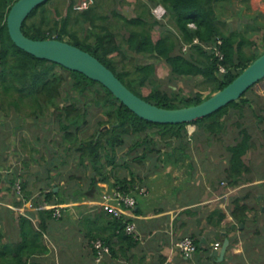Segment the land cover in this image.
<instances>
[{"label": "trees", "instance_id": "16d2710c", "mask_svg": "<svg viewBox=\"0 0 264 264\" xmlns=\"http://www.w3.org/2000/svg\"><path fill=\"white\" fill-rule=\"evenodd\" d=\"M16 1L0 0V83L6 95L10 90L9 82L24 83L23 87H16V92L19 94L27 92L33 96L34 109L30 115H34L35 119L47 112L51 106L54 108L59 130L62 132L61 139L57 142L58 148L64 152L73 151L78 154V163L84 166V172L86 171L89 177L86 190L78 187L73 192L79 198L95 197L100 189L99 183H106L109 188H117L124 194L132 193L138 186L136 180L141 182V178L132 171L129 172L131 176L128 179L126 176L116 177L110 183L106 170L110 167L114 174L113 169L120 166L116 162L119 149L127 147L125 152H138V156L133 160L141 165L148 160H162L164 163L171 162L177 165L187 158V147L183 142L186 125L196 126L197 133L203 130L207 138L210 134L218 135L224 128L223 118L230 108L242 113L245 106L251 103L246 93L254 85L237 101H232L192 123L148 122L129 110L99 82L54 62L38 59L19 49L11 40L7 28L8 13ZM50 1L36 7L23 22L22 31L27 37L35 40L61 41H66L68 37L69 40L66 42L89 52L109 68L128 89L161 108L175 109L204 101L229 84L264 52L254 50L255 44L250 38L238 28H232L231 22L218 17L216 5L223 0H139L140 11L134 18H126L116 10L111 11L110 15L102 14L97 5L87 10L75 11L73 10L75 2L71 0L67 12L58 19H52L46 9ZM157 4L165 9V17L172 25L174 33L167 30L154 40L151 34L152 27L162 26V22L156 20L151 12ZM122 27L127 32L119 40L116 30ZM195 39L197 43H194ZM218 40L221 41L218 45L222 54L221 59L213 50ZM262 43L264 46V41ZM183 45L188 46L187 51H182ZM125 50H130L136 55L162 59L175 77H200L207 84L205 85L207 94L194 91L188 96H183L178 91L172 90L168 95L158 88L156 68L153 63L134 62L133 69H127L124 65L119 69L113 54H122ZM220 66L225 68V72L219 71ZM57 67L69 73L71 77L67 78L57 70ZM144 87L149 88L147 95L141 93ZM30 90L32 92H28ZM63 91L73 93V101L60 106L58 100ZM86 92H90V95H85ZM82 97L84 99L86 97L101 109L99 118L92 126L88 122L84 105H80ZM236 124L240 126V139L233 145L227 146L229 166L225 169V173L230 187L252 182V177H247L252 173V168L246 157L255 148V143L248 129L240 122ZM104 126L108 128L103 129ZM150 129H156L153 130L152 136L151 132H148ZM154 135L159 136L165 148L155 142ZM140 147L142 148L138 150ZM57 155L59 156L58 152ZM58 156H53L48 162L50 168L52 166L56 168L59 163H66L65 159L59 162ZM49 167L46 168L48 173L51 171ZM57 174H59L58 170ZM47 185L48 191L44 193L46 202L54 201V204L68 202L65 198H61V193L66 190L54 191V187H59L58 183L49 182ZM52 210L45 211L49 217ZM252 211L254 214L250 216L249 213ZM215 212L216 214H211L210 217L217 215L220 221L226 217L225 214H220L219 209ZM259 212L262 213L260 207H251L241 198L235 199L230 211L233 220L231 229L242 232L249 227V222L261 221L260 215L263 214ZM110 217L112 219L108 221L109 224L113 225L115 230L124 232L127 221ZM208 221L211 223L210 220Z\"/></svg>", "mask_w": 264, "mask_h": 264}, {"label": "crops", "instance_id": "0c3cea01", "mask_svg": "<svg viewBox=\"0 0 264 264\" xmlns=\"http://www.w3.org/2000/svg\"><path fill=\"white\" fill-rule=\"evenodd\" d=\"M13 147L10 143L0 150V264H264V250L259 252L251 239L247 244L239 238L240 234L244 238L254 233L258 241L264 234L261 221L252 220L242 232L231 229L232 202L241 198L255 207L253 200L259 196L250 182L237 187L227 184L228 160L225 163L209 157L205 163L192 159L177 165L162 160H153L150 165L146 162L140 177L146 193L138 196L136 207L129 213L137 231L132 237L109 224L112 218L97 206L100 192L92 198H79L63 191L61 198L67 203L46 202L47 183L52 184L56 177L50 176L52 171L44 176L41 166L34 161L30 164L24 154L13 162ZM58 179L63 183L61 177ZM17 182L21 185L19 194ZM54 188L55 192L63 190L60 185ZM49 209H53L50 217L45 212ZM55 209L60 210L59 217L53 215ZM217 209L226 215L221 221L217 215L210 217ZM184 237H190L197 246L190 259L175 246ZM225 238L229 245L223 259L218 260L213 254ZM95 240L109 247L100 262L95 258ZM215 243L220 246L215 248Z\"/></svg>", "mask_w": 264, "mask_h": 264}, {"label": "rangeland", "instance_id": "374dc122", "mask_svg": "<svg viewBox=\"0 0 264 264\" xmlns=\"http://www.w3.org/2000/svg\"><path fill=\"white\" fill-rule=\"evenodd\" d=\"M75 1L77 0H74L73 3ZM262 1L263 0H257L255 2L250 0H223L216 5L218 17L222 19H229L232 28H238L247 38H250V40H252L255 44L253 49L258 52L264 51L262 43L264 41V3H262ZM138 2L140 1L94 0L93 6L97 5L102 14L110 15L111 11L116 10L126 18H134L140 11ZM70 3L71 0H51L46 5V9L52 19H58L67 12ZM155 7L156 6L153 8ZM152 15L156 20L162 22V26L154 25L152 27L151 34L154 40H156L161 33H166L167 30L174 33L172 25L167 21L165 16L162 19H157L153 12ZM190 27H192V25H190ZM116 31L117 39L119 40H121L122 35L127 32L124 27L120 28V30L117 29ZM65 40H69L68 37H66ZM207 49L209 50V47H207ZM187 50L188 46L183 45L182 51ZM113 58L119 69L122 65H124L127 69H133L132 65L134 62L155 64L158 88L167 92L168 95H170L172 90L178 91L183 96H188L194 91H201L203 95L207 94V84H205L200 77H175L170 73L169 67L160 58L136 55L130 50H125L122 54L114 53ZM57 70L65 74L67 78L71 77L69 73L58 67ZM0 85V150L3 151L5 146L10 143L14 144V149L10 151V159L13 162H17L16 160L20 158L21 154H24L26 160L29 161L30 164L34 161L37 162L39 167L41 166L39 170L44 174V176L47 174L46 168L50 166L48 162L53 156L57 157L58 152L59 162L61 159H65L66 163H59L55 170L51 169L52 172L50 176L56 177V179L52 180L54 181L53 183H58L63 190H66V192H74V190L78 189V187L84 188V180L87 183L89 177L87 172H84V166L78 163V154L73 151L64 152L57 146V142L61 139L62 132L59 130V125L54 114V108L51 106L47 112L39 115L35 119L34 115H30V112L34 109V102L32 101L33 96L27 92L23 94L16 92V87H23V82H9L8 87L10 90L7 95L4 93V88H2L3 86L1 83ZM28 92L32 91L30 90ZM141 93L142 95H147L149 93V88H142ZM72 94L73 93L70 91H63L61 98L58 100L60 106L73 101ZM85 95H90V92H86ZM246 97L251 100V103L245 106L242 113L230 108L228 113L223 118L225 124L224 128L218 135L210 134L208 136L209 138H207L203 130H200L197 133L198 128L196 126L192 124L185 126V137L183 140L187 147V158L185 160L187 162L192 159H196L198 161L205 160V163L210 157V159H222L226 163V160L229 159L227 146L233 145L236 140L240 139V126H237L236 123L240 122L243 124L251 133L252 140L255 143V148H253L246 157V160L249 161L252 168V173L247 177H252L250 187H254L257 191L256 194L259 196V199L257 198V200H253V202L258 208L260 207V211L262 213L259 212V214H263L262 216L260 215V223L263 224L262 230L264 232V179H262V177L264 178V79L256 83L251 90L246 93ZM82 99L83 100L82 103L80 102V105H84L83 107L87 111L86 116L88 122L90 126H92L99 118L101 109L92 101L86 99V97L85 99L82 97ZM106 128H108V126L103 127V129ZM153 130L156 129H150L148 131L151 132V136ZM153 137L157 144H162L165 148L158 135H154ZM141 148L142 147L138 150ZM126 149L127 147L119 149L117 153L116 162H118L120 166L113 169L115 173L113 174L111 172L110 167L106 170L110 183L113 182L116 177L126 176L128 179L131 176V174H129L131 171L138 177H141L142 175V170L146 165V162L144 161L143 165L135 162L133 158L138 156V152L133 151L128 153L125 152ZM147 162L150 165L153 160H148ZM32 168L35 169L34 166ZM57 170L59 171V174H57ZM1 172L4 173V170ZM59 177L62 178L60 181L62 180L63 183H59ZM138 181L136 180V184H138L136 187L141 186L142 182ZM106 189L100 187V194H102L103 190ZM129 221H132V219H129ZM253 235L247 234L244 238H242L240 234L239 238H241V240L244 239L247 244L250 243L249 239H251L255 244H257V250L263 253L264 234L262 236H258V241H256L257 238ZM257 250L255 251L257 252Z\"/></svg>", "mask_w": 264, "mask_h": 264}, {"label": "water", "instance_id": "95a60500", "mask_svg": "<svg viewBox=\"0 0 264 264\" xmlns=\"http://www.w3.org/2000/svg\"><path fill=\"white\" fill-rule=\"evenodd\" d=\"M49 0H17L7 16V28L13 43L38 59L54 62L70 71L83 74L106 87L121 103L138 117L157 124L192 123L204 118L232 101H237L250 87L264 79V52L252 61L224 88L214 92L204 101L181 108H161L136 95L103 63L89 52L57 39L35 40L22 31L23 22L39 5ZM56 188H54V191ZM229 245L223 240L214 256L222 260Z\"/></svg>", "mask_w": 264, "mask_h": 264}, {"label": "built area", "instance_id": "2783aa9c", "mask_svg": "<svg viewBox=\"0 0 264 264\" xmlns=\"http://www.w3.org/2000/svg\"><path fill=\"white\" fill-rule=\"evenodd\" d=\"M94 5V0H77L73 4V10L75 11H83L87 10ZM154 16L157 19H162L166 11L165 9L159 5L153 8L152 10ZM193 27V25H192ZM194 43H197V39L194 40ZM221 43L218 40L217 44L213 47L214 54L218 56L220 59L222 58V54L219 51L218 45ZM211 49V48H210ZM219 71L221 73L225 72V68L223 66L219 67ZM16 192L21 193V185L19 182L15 184ZM146 193L145 188L135 187L132 193L124 194L117 188H108L104 190L100 196V200L97 203L98 207L109 214L114 218H121L126 220L124 232L133 237L137 236L136 226L133 221H129V213L136 207L138 196H142ZM45 207V206H44ZM44 207H37V209H43ZM128 212V213H127ZM61 214L59 209H55L53 215L55 217H59ZM176 248L182 253V255L190 259L193 257L195 252L197 251V246L193 242L190 237H184L178 240L175 244ZM220 246L219 243H215L214 247L218 248ZM93 248L96 250V262H100L103 255L109 252V247L104 245L101 241L95 240L93 242Z\"/></svg>", "mask_w": 264, "mask_h": 264}]
</instances>
